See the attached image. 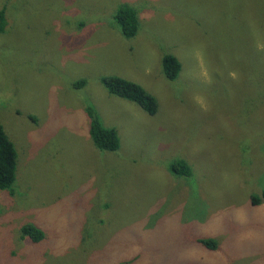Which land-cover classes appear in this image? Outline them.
<instances>
[{"label":"rangeland","instance_id":"1","mask_svg":"<svg viewBox=\"0 0 264 264\" xmlns=\"http://www.w3.org/2000/svg\"><path fill=\"white\" fill-rule=\"evenodd\" d=\"M123 3L138 10L136 37L114 22ZM5 5L0 121L19 161L0 191V264H264V0ZM165 54L182 64L174 82ZM107 75L145 87L157 114L110 95ZM89 104L118 151L93 143ZM178 159L191 177L172 173Z\"/></svg>","mask_w":264,"mask_h":264},{"label":"trees","instance_id":"2","mask_svg":"<svg viewBox=\"0 0 264 264\" xmlns=\"http://www.w3.org/2000/svg\"><path fill=\"white\" fill-rule=\"evenodd\" d=\"M7 10L6 5L0 8V35L7 32L9 24ZM114 22L125 38L136 37L140 31L138 10L130 4L123 3L117 8ZM162 69L165 77L174 82L182 71V64L174 55L165 54L162 58ZM100 82L110 95L131 102L149 116L157 114L159 109L157 98L141 84L117 75L103 76ZM85 84L86 80H80L74 85L76 88H82ZM86 113L90 123L89 133L95 146L101 151H118L121 148L118 130L114 127H106L92 104L86 106ZM18 161L19 152L0 121V191H13L18 179ZM170 170L181 177H191L193 174L192 167L183 159L172 161ZM252 204H261L260 197L254 196ZM22 237L30 238L32 242L38 244L45 238V234L33 225H26L22 229ZM84 240L86 241V238ZM198 242L208 250L214 251L218 247V242L214 239L200 238Z\"/></svg>","mask_w":264,"mask_h":264},{"label":"crops","instance_id":"3","mask_svg":"<svg viewBox=\"0 0 264 264\" xmlns=\"http://www.w3.org/2000/svg\"><path fill=\"white\" fill-rule=\"evenodd\" d=\"M25 239H27V238H25ZM28 239H30V238H28ZM30 240H31V239H30ZM31 241H32V240H31ZM38 244H40V242H39ZM38 244H37V245H38Z\"/></svg>","mask_w":264,"mask_h":264}]
</instances>
